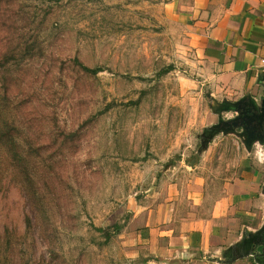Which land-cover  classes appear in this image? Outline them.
<instances>
[{"label": "rangeland", "instance_id": "1", "mask_svg": "<svg viewBox=\"0 0 264 264\" xmlns=\"http://www.w3.org/2000/svg\"><path fill=\"white\" fill-rule=\"evenodd\" d=\"M164 1L0 0V264H133L138 208L264 162Z\"/></svg>", "mask_w": 264, "mask_h": 264}, {"label": "crops", "instance_id": "2", "mask_svg": "<svg viewBox=\"0 0 264 264\" xmlns=\"http://www.w3.org/2000/svg\"><path fill=\"white\" fill-rule=\"evenodd\" d=\"M162 10L185 26L214 94L224 93L221 103L214 100L220 108L213 109L216 121L206 130L212 126L235 135L238 148L248 155L264 151V131L253 137L243 128L221 127V121L237 116L239 107L250 110L248 115L264 114V0H166ZM222 112L232 114L222 117ZM252 158L242 155L206 214L199 185L167 198L162 193L160 203L138 208L124 235L131 262L264 264V162Z\"/></svg>", "mask_w": 264, "mask_h": 264}, {"label": "flooded vegetation", "instance_id": "3", "mask_svg": "<svg viewBox=\"0 0 264 264\" xmlns=\"http://www.w3.org/2000/svg\"><path fill=\"white\" fill-rule=\"evenodd\" d=\"M237 122L245 126V130L248 134H250V136L255 137L257 135L255 131H261V132L264 131V114L259 115V113L256 112L253 115L241 116L237 120ZM262 191L264 194V173H263V179H262ZM262 236L264 237V229L262 231Z\"/></svg>", "mask_w": 264, "mask_h": 264}, {"label": "water", "instance_id": "4", "mask_svg": "<svg viewBox=\"0 0 264 264\" xmlns=\"http://www.w3.org/2000/svg\"><path fill=\"white\" fill-rule=\"evenodd\" d=\"M236 110V112H237V116H235L234 118H232V119H229V120H227V121H221L222 122V124H227V128H225V127H223V130L225 131L226 129H231V128H233V127H242L244 130H245V126L244 125H242L241 123H239V122H237V120H238V117H239V115L241 114V113H245L246 114V116L248 115V113L250 112V110H248V109H242V108H236L235 109ZM228 124H230V125H228ZM229 126V127H228ZM251 140V138H249L248 139V141H250Z\"/></svg>", "mask_w": 264, "mask_h": 264}, {"label": "trees", "instance_id": "5", "mask_svg": "<svg viewBox=\"0 0 264 264\" xmlns=\"http://www.w3.org/2000/svg\"><path fill=\"white\" fill-rule=\"evenodd\" d=\"M81 67L84 71H88V72L93 73V74L98 72V68H88L86 66H81Z\"/></svg>", "mask_w": 264, "mask_h": 264}]
</instances>
